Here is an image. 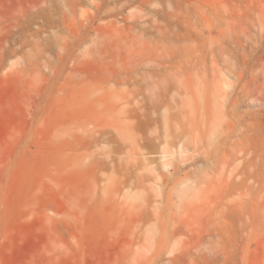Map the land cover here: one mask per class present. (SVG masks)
Listing matches in <instances>:
<instances>
[{
    "label": "rangeland",
    "instance_id": "rangeland-1",
    "mask_svg": "<svg viewBox=\"0 0 264 264\" xmlns=\"http://www.w3.org/2000/svg\"><path fill=\"white\" fill-rule=\"evenodd\" d=\"M80 4L67 26L64 0H0V264H264V0ZM83 14L85 29L107 34L99 54L73 46ZM130 38L180 56L200 46L198 71L220 109L198 149L190 132L174 140L167 165V144L142 135L165 136L164 112L184 121L175 90L151 123L136 120L140 148L121 165L106 135L95 144L82 134L101 110L85 90L114 84ZM200 103L192 114L203 124Z\"/></svg>",
    "mask_w": 264,
    "mask_h": 264
},
{
    "label": "bare ground",
    "instance_id": "bare-ground-1",
    "mask_svg": "<svg viewBox=\"0 0 264 264\" xmlns=\"http://www.w3.org/2000/svg\"><path fill=\"white\" fill-rule=\"evenodd\" d=\"M79 4L80 0H64V11L61 13L63 24L70 26V23L75 22L73 19L75 18L74 16H76V10ZM81 7L82 6H79L80 11ZM40 13L42 16L50 20L49 10H42ZM84 16L85 15L83 14L82 18H84ZM80 20L82 31L79 36L75 38L73 46L77 44V46H75V49H77L80 44L91 42L92 45L85 50L84 55L99 54V52H101L102 44L105 39H107V34L105 33L106 35L104 37L102 32H97V29H95L97 31L94 30L91 34L90 31L84 28L87 19L84 18V21L82 19ZM100 20H102V18ZM98 24H100V22ZM137 24L139 23L137 22ZM145 26L147 27L145 28V31L147 30L150 32L149 29L151 28L152 31H155L157 37L166 38V31L160 26L152 24H147ZM134 28L136 27L134 26L133 29ZM75 30L78 32L79 27L76 28L75 26L73 33ZM141 36L143 37V35ZM138 37H140V35H138ZM137 38L135 39L136 41H138ZM116 40L117 39H115L114 42L122 48L120 41L123 39ZM123 41L121 42L123 43ZM132 41L125 42L124 44L126 52L124 53V56L121 55V62L119 60L123 66V70L112 76L111 79L114 84H97L96 86H92L85 90L87 96H95V101L101 105V110L98 113H94L89 120L81 123L82 134L86 137L93 138V143L95 142V144L104 141L102 137L106 135V141L111 146L109 152L120 158L119 165H121L122 159L126 155H134L139 151L140 142L135 138L136 131L134 128L136 120L140 125L142 123V117L146 116L147 119H150L148 120V123H151L153 120L151 117L152 115H150L151 112L158 111L164 101L163 98L166 97L170 91L175 90L177 91V95H173V98L176 100L174 102L178 105L177 114L180 113L184 121L179 122V119H177L176 122L179 124L178 127L175 125V122L172 123L170 121V118L166 116L167 114L164 112L165 117H163L162 126L165 128V136L163 137L160 134H156L154 137H147L144 134L142 135L143 139L148 141L151 147H154L153 144L156 140L167 144V146H165L160 152L161 157L163 158V165H167L169 160L171 162L174 159V156L176 157V151L170 147L173 145L172 143H174V140L178 136L181 137L190 132L189 135L196 142V149H198L210 127L216 126L218 123L217 113L220 109L218 106L214 108V106L211 105V103H213L212 99L215 96H212L209 92L210 82L203 78L200 75V71H198V65L200 66L199 61L201 59L200 46L197 44H194V47L189 46L190 48L182 46L183 48H180L182 50V56H180L175 54L173 50L174 48H172L173 46H162L161 43L165 41H162L159 44L157 40H155L153 44L151 43L152 45H149L151 41H148L149 43H146V45H142L141 43L140 45H137V42L134 40ZM66 45L65 43H62L60 49L65 50ZM75 49L74 51L76 52ZM74 51L72 49L69 52V55L71 56V59L78 60V54L74 53ZM135 55L139 56L138 61H146L145 64H148L147 68H142L143 62H137L134 64L131 62V56ZM82 58L83 55L79 59ZM173 58L174 60H172ZM120 84L125 85V87H119ZM147 87L149 88L148 92H146ZM200 101L204 104V108L201 111L202 117H200L202 118L203 124L199 122V118L194 119V115L192 114L194 110L196 111V114L198 113V106L201 105ZM136 104L141 108L139 114H137L138 112L134 109ZM173 106H175V103ZM155 120L156 119H154V121ZM104 126L112 127L111 129L113 132H106V128H103ZM94 134L95 136H93ZM170 137L171 142H169ZM140 153L141 155H144V152ZM92 155V153H88L89 157H92ZM144 158L147 159L148 162L154 161V158L148 156H144ZM93 161L94 159H92V162ZM120 168H122V166Z\"/></svg>",
    "mask_w": 264,
    "mask_h": 264
}]
</instances>
